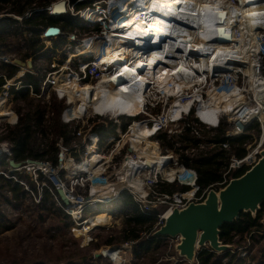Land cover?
I'll list each match as a JSON object with an SVG mask.
<instances>
[{
    "label": "built area",
    "instance_id": "built-area-1",
    "mask_svg": "<svg viewBox=\"0 0 264 264\" xmlns=\"http://www.w3.org/2000/svg\"><path fill=\"white\" fill-rule=\"evenodd\" d=\"M125 1V0H124ZM150 1V0H148ZM198 2H207L210 0H197ZM229 5L233 8V6H241L245 8L247 11L254 9V5H258L257 11L251 13L248 17L249 21H252L251 24L254 27V31L256 32V36L258 39V52L256 54V59L258 62V71L261 75V79L264 78V0H225ZM253 2V4H252ZM256 2V3H255ZM112 3L115 4V7H112ZM123 0H117V2H111L107 3L105 0H103L100 3H95L93 5H89L86 8H83L81 10L74 9L72 13H74L75 17H78L83 23L80 24V27H85L88 31L84 32L86 36H79L77 32H73L69 34V47L71 48V52L69 54V58L64 62V69L63 72L54 71L51 70L49 74L45 77L43 81H41V87L39 93H36L34 91L33 86L31 85H25L23 82V78L25 75L32 74L37 75L34 73L35 66L33 69L26 68L27 73L17 78V76L13 79H8L4 75L0 76L3 77L6 80V84L3 85L0 90L8 89L9 87H13L16 92H19L25 88L30 89V93L34 95V97L37 98H45L46 91L48 88L51 90H54L57 94V97L61 100L67 99V109L64 111L62 115V122L64 125H67L69 129L72 131V137L76 139L77 137H81L83 132V125L85 123V120L88 119L91 116H88L89 109L86 111H83L80 113L79 109L83 105V101L78 97H73V102H70L69 96L67 93H62V91L57 88V84L59 81H66V83L69 82L67 77L61 78L60 75L62 73H67L65 75L68 76H76L79 83L86 84L89 82H101L105 79L106 76H115V73L118 69L117 66L113 65L112 63H106L103 62V57L107 55L106 49L108 47H114V48H123L125 45L128 47V44H126L124 41L127 40V42H131V40H128L127 38L123 37L121 34V31L125 29H114L113 22L119 23L122 20L126 18L128 14H125V11H123L122 4ZM262 4V5H261ZM259 5L260 8H259ZM133 11L141 12L142 17H138L139 19H146V28L147 32H149V37L153 35L151 24L155 20L154 15L158 16L157 14H154L150 12V8H146L143 4H138L135 7H131ZM130 10V9H129ZM48 11L50 14L53 12L51 11V7L48 8ZM132 11V12H133ZM146 13V14H144ZM220 13L221 12H215L213 14V17H216V23H214L212 26H214L212 30V36L215 40L216 44L220 43V31L223 30V28L220 27L222 25V20L220 19ZM232 18L233 20L238 18V15L235 13V11H232ZM2 16L0 15V18ZM156 24V22H155ZM184 22L177 23L176 26L173 28L175 32L184 33ZM122 25V23H121ZM251 25V26H252ZM99 29L96 31L95 29ZM176 28V29H175ZM235 31L233 33V39L240 38V28H236L234 26ZM125 32V31H124ZM177 34V35H179ZM226 34V33H224ZM136 34H133V41L137 43L138 38H136ZM45 38L48 37L45 35ZM149 38L140 39V44H142L141 41H148ZM155 40V39H154ZM183 39H181L182 41ZM180 41V42H181ZM77 42V43H76ZM73 43H76L73 45ZM125 45H124V44ZM224 43V42H222ZM229 43V42H226ZM225 43V44H226ZM225 45L221 51H217L218 54L216 58L219 59V61H222L224 57H226V54L228 52L230 53V50L236 49L238 46H242V44H239L237 46H234L232 44ZM145 45V44H142ZM82 48L83 50L92 51L93 47L102 48L103 51L99 56L95 55V53H89L90 55H81L79 57L71 58L72 54H78L77 52L78 48ZM158 50V49H157ZM162 52V49H159ZM164 50V49H163ZM44 51V50H43ZM43 51L37 53L34 55L31 60H33L34 64H36V60H38V57L43 53ZM147 51H149L147 49ZM157 52L150 51L144 56V58L155 55ZM159 53V52H158ZM97 56V57H95ZM79 59V62H77L76 66L75 60ZM6 59V58H5ZM133 61H136L138 57L136 55L133 56ZM197 59V58H196ZM132 61V62H133ZM5 63L9 64L5 60ZM217 64V63H216ZM73 65V67H72ZM219 65V64H217ZM225 66H229L228 64H224ZM218 73V72H216ZM236 77L234 78L232 75H229L227 79L218 78V77H205L200 76L197 78V82L194 83L192 86L193 88L188 92H182V103H188V102H194L193 107L189 112H183L181 116L171 118L172 113L174 112L175 105L177 103L176 96L169 95L166 93V96H163L161 98L159 92H157L158 88L154 87H143V93L148 90L147 95L143 94V112L137 116H127V115H118L120 118V123H118L117 115L114 118L113 125L117 126V129L115 132L113 131L115 126L109 125L108 121L105 119L107 118V113H97V117L99 118L100 124L102 127L99 131H95L94 127L88 131V135L85 136V140L87 142H90V145L87 147V153L85 154V157L81 161H77L75 158V154L72 152V148H68L64 146V141L60 140V142L57 143V147L59 148V157H58V164L54 165L50 161H37L38 164H32L27 165L23 167L22 169L15 170L8 168L6 171L2 172L0 171V176H4L7 179H13L16 180V182L21 183L19 178H16L17 174L20 171H27V172H35L40 173L43 177H45L47 180H50L54 183L56 192H58L59 189L63 190L67 199L68 197H71L73 200L70 203L67 204L68 207L66 208L65 213L69 215L70 217L74 218L79 222L77 226H86V222L89 218L85 217L86 210L88 208H92L93 204L90 199L92 196L95 188H99V183H96L97 181L100 182L101 175L106 174L108 165L111 162H114L117 156L121 154V151L125 148L127 143H131V146L129 148L130 151H134L133 153H137L132 148V142L126 138V136L129 133H132L133 127L135 125V122L138 121L141 124H146V126H153L154 132L150 135V139L158 142L159 140L157 137L165 132L168 134V139L171 140L172 143H174L175 148L172 150L166 149L167 152H171V159H172V167L178 166L181 171L183 170L184 173H187L186 178L193 177L195 185H189L183 182L182 179L179 177L176 179L171 180L167 175L164 173H161L155 168H147L148 170L147 175L143 176L140 180L142 181L143 188L147 190L146 194L141 193L138 191L134 186L129 184L128 182H122L124 181V174L129 171L128 170V164L129 160H137V161H143V157L139 154H137L135 157L129 155L125 156L124 162L121 163V170L118 172V182L117 183H123L125 185H122L121 191L119 193L120 199L119 201H123V197L125 194L131 196L130 198L138 207L141 214L154 218L156 220V226L155 230H158L161 228L169 216L171 212H173L175 209L183 210L187 208L190 204H201L206 201V199L209 196V193L211 191L219 192L220 190L226 188L230 182L236 178H239L246 174L248 171H250L252 168H254L259 161L261 160V154L264 150V120L257 117H249L246 115V111H252L257 106V103L255 102V94L250 91V77L248 74H241L240 72L235 73ZM198 79L200 81H198ZM12 83V84H11ZM154 88V92H152ZM235 89H238L239 92L246 97L249 98L248 100V106L246 107V110H242L236 114L235 119H230L228 116L221 115L220 120L217 124V126H212L209 124H204L202 119H200L197 115L198 109L202 106L205 101L209 100L210 92L215 94L216 96L223 92L232 93ZM3 93V92H2ZM2 93H0V97H2ZM195 95L198 96V98L195 97ZM9 96V92L3 97ZM76 99V100H75ZM173 99V100H171ZM79 105H76L78 104ZM72 105V106H71ZM162 106V112L158 115L153 114V111L156 110L158 107L160 108ZM249 108V109H248ZM192 113L194 114V118L191 117ZM235 116V115H234ZM142 117V118H141ZM18 117L16 116V125L18 124ZM80 121H82V124L80 125ZM79 122V123H78ZM154 122H159V125L156 126ZM1 123V122H0ZM256 123H259L261 127V135H257L254 133V126ZM225 127V133L224 138L225 141L223 143H216L215 141L210 140V138L215 137L218 133V131ZM120 130L122 132H120ZM127 132V134L125 133ZM124 134L126 136L124 137ZM189 135L190 137H188ZM41 136V135H40ZM244 136L252 137V142L246 145L245 152L246 154L243 157H237L235 155H232L229 158V161L227 165L225 166L224 170L222 171L221 179L208 186L207 188L202 189L198 185V173L192 169L186 167L182 162V156L185 155L190 156L191 158L198 157L201 153L209 150V149H215V148H222V149H229L230 143L233 140L242 138ZM128 141V142H127ZM46 142V140H45ZM111 144H113V147H111ZM163 145L162 143H160ZM90 146H94L97 148V151H99L100 154L103 155L105 158L100 164L101 166V175L97 177L100 173H95V171H89L84 172L81 168H79L78 164L83 163L89 154ZM80 149L81 146L76 145L75 149ZM14 154H13V146L9 142H2L0 143V159L5 160L8 163L13 160ZM102 160V159H101ZM68 164H73V170L76 171L73 175L74 178H69L74 180L71 184V188L61 181L59 178L60 184H56L51 178L54 176H57L59 168L65 167ZM106 164V165H105ZM117 164V163H116ZM148 164V162H147ZM60 166V167H59ZM182 169V170H181ZM78 173H81V175H78ZM195 175V176H194ZM89 176H92L89 178ZM127 178V176H126ZM177 180H179L184 186H186L188 191L185 192H177L174 194H160L157 192L156 188L160 184L168 183L173 184ZM186 180V179H185ZM133 181V180H132ZM91 182L88 187H90V195L84 196L79 195V192H83L82 190L87 187V183ZM23 183V182H22ZM21 183V184H22ZM110 184V183H109ZM23 186H27L26 183L22 184ZM54 188V187H53ZM26 191L29 192L28 188ZM76 194L78 197H76ZM56 195V194H55ZM84 196V197H83ZM57 200L62 204L60 199L55 196ZM57 201V202H58ZM77 209V210H75ZM112 214H118L117 209L112 208ZM122 210V209H121ZM120 210V211H121ZM133 213V209H127L126 210V217L128 214ZM89 231L88 233H90ZM263 234L264 233H259ZM177 242V241H173ZM134 243H126L122 246H115L112 247V249H118L117 255L118 258H112L114 260H110L113 264H119L118 261H122L125 264H129L126 262V260L122 259L120 256L122 254V250L126 248L127 246H133ZM121 249H120V248ZM108 250V249H107ZM245 256H247V253H244ZM181 261V260H180ZM182 262V261H181Z\"/></svg>",
    "mask_w": 264,
    "mask_h": 264
},
{
    "label": "rangeland",
    "instance_id": "rangeland-1",
    "mask_svg": "<svg viewBox=\"0 0 264 264\" xmlns=\"http://www.w3.org/2000/svg\"><path fill=\"white\" fill-rule=\"evenodd\" d=\"M62 1H67L66 10H68V12L74 16L75 14L72 13L73 10L76 9V7H74V4H73L74 0H54L48 8ZM102 1L103 0H88L89 4L87 5H90V4L93 5L95 3H100ZM105 1L108 4L111 2H117V0H105ZM114 5L115 4L113 3V6ZM2 8H3V11L0 14L2 16L0 18V64L5 63V60L7 62H13L14 59L23 60L25 59L23 57H26L28 53H31L32 52L31 48H34L35 46V45L30 44V42L26 40V39H30L34 37L33 36L34 34L24 24V21H23L24 19L30 18L31 14L27 13L25 14V17H20L14 14L9 15L7 11L8 5ZM56 19H60V17ZM82 23L83 22L79 19L78 25ZM52 26L54 25L44 26L42 28L41 33L39 34V37L41 40L40 44L44 45V51L38 57V60H36V64H34L36 65L34 73L37 74L34 76L41 79V81L45 79V77L47 76V74H49V72H51V70L55 69L54 71L63 72L64 64H65L64 62L69 58V54L71 52V48L69 47L70 43L68 41L69 34L62 32L60 33L61 35L59 36L50 37L47 39L45 38V32L47 31L48 28H51ZM75 32H77L79 36H86V34L81 29H77L74 31V33ZM196 38H197V41H199L198 36H196ZM76 43H73V45H75ZM60 46H63V47L61 48ZM102 51H103V47L97 48L96 52L101 53ZM77 52L79 53L72 54L71 58L79 57L81 55H89L88 51L83 50L80 47L77 49ZM99 55L101 54H98L97 56ZM194 59L195 58H193V61L191 60L192 65L198 64L201 58L198 57V60H194ZM77 62H79L78 58L75 60V64H74L75 66ZM21 71L22 72L20 71L18 72L17 74L18 76L22 75L23 73L24 74L27 73L26 69L21 70ZM65 74L67 73H62L60 77L61 78L69 77L68 75H65ZM70 77L77 79V77L75 76H70ZM260 80H261V83L264 84V78L261 79V75H260ZM63 82L66 83V81H63ZM59 83L60 81L57 84L58 85L57 88H59ZM5 84H6V80H5ZM86 84L80 83V87ZM92 84L95 87L99 88L102 86V81L101 82L95 81ZM180 85L182 86L184 84H180ZM185 86L186 85L182 86V92L185 93L191 90L189 88H186ZM179 87L176 86V90ZM3 88L0 90V93L3 92L2 96H5L7 92H9V96H7V102H5L6 104L5 109H8L9 112L14 115V118L2 119V120L0 119V122H1L0 123V143L2 142L10 143V141H8L9 131L10 129L16 126V116L18 117V120L20 118L17 112V108L21 107L23 109V112L25 113L28 110V106L26 105L24 101H20L17 104L16 96H14V94L12 93V91L14 90L13 87H9L8 89H3ZM152 92H154V88ZM155 92H156V88H155ZM56 94L57 93L54 90H51L50 88H48L45 94V98L34 97V95H32L31 93H30V98H32V100L34 101V102L32 101L34 107L37 104H42L47 107L46 110L49 113L47 118L56 119L58 117L59 111L56 109V107L54 108V104L56 101L58 104H61V108H63V110L60 114L59 119L61 123H63L61 118H62L64 111L68 108L67 99L61 100L57 97ZM159 94L161 98H163V96H166L165 91H160ZM245 98L249 100L248 97H245ZM68 100H70V98ZM76 105H79V103ZM205 108H211L214 111L213 115L215 116L211 117V119L214 121L219 119L221 115H224V116L227 115L211 107L207 103V101H205V103L202 104V110H204ZM88 109H89L88 116H91V117L85 120V123L83 125L84 127L82 129V132H83L82 136L77 137L76 139H74L71 136L72 138H71L70 146H67L64 143L65 147L73 149L74 151L72 152L73 154L76 153L75 158L77 161H81L85 157V154L87 153V150H88L87 147L90 145V142H87L85 140V136L88 135V131L92 128V126L93 127L95 126L94 127L95 131H99L102 128L100 127L102 125H98L100 124V122H99V118L97 117V111L94 110L91 106H88ZM162 109H163L162 106H160V108L158 107L156 110L153 111V114H156V115L160 114L162 112ZM252 112L256 113L257 118H261L264 120V102H263L262 107L257 106L255 109L252 110ZM121 113H125L124 115L132 116V117L135 116L132 114H136V113H132L130 109H125V110H121V112H119L118 114L116 113L108 114L107 113L108 115H107V118L105 119L108 121L109 125H112L114 127L115 126L113 125L114 118L116 115H119ZM230 115H231L229 117L230 119L236 118V115L235 116L232 114ZM199 116L205 122H207L208 117H206L205 114L200 115L199 113ZM177 117H179V114L177 115ZM191 117L192 118L195 117L193 113ZM171 118H173V115ZM137 123H140V122L136 121L134 126H136ZM81 124H82V121H80V125ZM115 127L116 128L113 129L114 132L117 129V126ZM125 133L127 134V132ZM126 134H124V137L126 136ZM71 135H72V131H71ZM130 135L131 133H129L126 136V138L128 139L131 138L130 141L132 142V148L137 153H133L134 151L133 152L130 151L129 148L131 146V143L130 142L127 143L125 148L121 151V154L116 157L114 162H111L108 165L105 164L106 167L108 166L109 167L106 171L107 172L106 174L101 175L100 173L101 180L100 182L98 181L96 182V183H99V186H100L99 189L106 188L109 185V183L111 184V183L118 182V176H120L118 175V172L121 170V165H122L121 163L124 162L125 156L131 155L135 157L137 154H139L143 157V161H144L146 159H156L155 157L158 158L161 155H171V152L166 151V149L168 148L165 145H162L165 149L163 150L160 145L158 147V144L151 139H150V143H145L143 144L144 146H142V148L135 149L136 144L133 143L132 136ZM37 136L39 138L38 140H44L42 136L40 135H37ZM249 138H251L250 142H252L253 141L252 137H249ZM54 140H56L58 143L60 142V140H62V138H58L56 135L50 134L49 141H54ZM46 143L47 141L44 142V144ZM76 145L81 146V148L75 149ZM90 147L92 148V146ZM111 147H113V144H111ZM90 149H89V153H90ZM157 150H159L160 153H158ZM58 157H59V154H58ZM95 159L98 160L97 162L98 165L105 159L103 155L100 154L99 151H97V148L95 149V152L93 154L91 155L88 154L86 160H95ZM78 165L80 167V164ZM8 168H9V165H8ZM73 168H75L73 167V164H68L65 167H61L59 168V171L57 173L58 175L52 177L51 179L56 184L58 183L60 184V182L58 181L60 178L61 181H63L70 189L71 188L70 186L74 180L69 179V178H74L72 174L76 172L73 170ZM7 169L1 168L0 171L4 172ZM171 169L180 170V168L176 166L174 168L171 167L167 171H170ZM82 170L84 172L94 171L93 169L91 170L82 169ZM161 173H164V172H161ZM16 174H17L16 178H19L20 176H26L30 182L34 183L36 185V188L39 191V195H35L31 187L27 185V186H24V188L25 189L28 188L29 190L28 193H30V195L28 196V198L24 200L12 199L11 201H13V205L6 204L3 200H1L0 208H1L2 214H4L5 217L4 218L0 217V264H26V263H29V264H37V263L39 264H78L79 262H81V264H113L111 263L110 260H113L112 258H114V256L115 258H118V255L113 254V250L115 249H110V250H107V249L110 247L112 248L115 246H122L125 244V243L116 241L114 245H111V246L107 245V241L111 239V237L114 236V238L116 237L119 238L120 231L122 229V223L126 219L127 208L123 204L124 201H121V200L119 201L120 197L115 200H111V198H109L103 204L102 203H92L93 204L92 208H88L86 210L87 213H85L84 215L85 217L89 218L86 222V226H77L79 222H77V220H75L74 218L70 217L69 215L65 213L68 205L65 203L61 204L55 197L56 192L54 189L56 188L52 181L47 180L40 173L27 172L25 170L20 171L19 173H16ZM78 175H81V173H78ZM100 175H97V177H99ZM178 175H182L181 176L182 178L187 179L186 178L187 173H184L183 170L182 172H179ZM91 177L92 176H89V178ZM14 181L16 182V180ZM90 183L91 182H88L86 184L87 187L82 190L83 192H79V195L81 196L90 195V192H89L90 187H88ZM176 183L179 186H184V184H182L179 180H177ZM44 190H48L50 192L52 196V202H55L56 204L55 209L61 210V212H63L69 218H66L63 215H59V212L55 211V209L52 208L50 205L47 206L48 208L47 210H42L41 208H39V206H41L43 202L42 194ZM76 197H78L77 194H76ZM92 197L93 195L90 197L91 201H92ZM122 197H123L122 200H124L126 197V194L124 196L122 195ZM10 198H11V195H10ZM68 198L70 199V203H74L72 202L73 199L71 197H68ZM112 208L119 210L118 214H112V211H113ZM8 228H11V230H8ZM89 231L91 232L88 233ZM261 233H264V230ZM259 235L264 236L263 234L262 235L259 234ZM150 236L151 234L150 235L143 234L141 242L147 241ZM163 242L164 244L161 249H159L158 251L153 250L150 253H145L143 254L141 258H137L134 253L136 249L135 245L127 246L126 248H124L120 256L122 257L123 260L125 259L126 262L129 264H151L152 258L157 257V256H159V262L157 264H185L183 262L181 263L180 261L181 259H179L176 253V250H175L176 243L170 240H163ZM261 249H264V241H261L259 244H256L248 237L247 240H244V241H241L238 239L235 244V248L233 252L237 253L238 258H241V257L249 258L247 264H257V262L261 260V254H260ZM102 251H105V252L109 251L110 254L108 255L105 254V258H102L100 260H90V256H93L96 253H101ZM244 253H247V256H245ZM217 255L220 257V259H222V261H224V263L227 262V260L223 259L224 254L217 253ZM251 256H254L255 260L251 259ZM82 257H86V261H82L81 260ZM42 262H45V263H42ZM118 262L119 264H125L122 261L121 262L118 261Z\"/></svg>",
    "mask_w": 264,
    "mask_h": 264
},
{
    "label": "bare ground",
    "instance_id": "bare-ground-1",
    "mask_svg": "<svg viewBox=\"0 0 264 264\" xmlns=\"http://www.w3.org/2000/svg\"><path fill=\"white\" fill-rule=\"evenodd\" d=\"M123 2V11L128 15L119 23L113 22V26L114 29H125L121 31V34L123 37L131 40L132 44L125 40L124 42L128 44V47L124 43L125 46L123 48L108 47L106 49L107 55L103 57V62L112 63L118 67L115 76H106L105 79L102 80V86L99 88L95 87L92 84L93 82H89L80 87L78 79H74L70 76L67 77L69 80L68 83H64L63 81L59 83V89L62 93L68 94L71 102H73V97L75 96H78L83 101V105L79 109L80 113L85 110L87 111L88 106H91L97 113L102 114L108 112L118 114L121 110L130 109L132 113L139 115L143 112V94L147 95L148 92L146 89L143 93V87L141 86L147 85V88L151 86L154 88L157 87V92L165 91L169 95H174L176 98L179 97L176 100L177 102H175L177 104L172 113L173 118H175L178 114L180 116L183 112H189L194 103H182V86L186 85V88L192 89V86L197 82V78L200 76H203V78L218 77L227 79L229 75L235 78L236 75L234 74L238 72L249 75L251 81L250 91L256 95V106L262 107L264 102V84L261 83L257 68L258 62L255 57L259 45L255 34L256 32L253 30L254 27L251 24L252 21L248 20L249 15L258 10L257 4L253 6L255 7L254 9L247 11L241 6H233L232 8L228 6L229 4L225 2V0H210L207 2H198L197 0H123ZM140 3L145 6V9L150 8V12L158 15H154L153 19L155 21L151 24V29L153 31L151 32L153 33L151 37H149V32L146 31L147 20L139 19L138 17H142L141 12L133 11L131 8ZM261 5H259V8ZM111 6H113V3ZM113 7H115V5ZM51 9L54 13H61L64 9L66 10V4L57 3L56 5L54 4ZM232 11H235L238 18L233 20ZM215 12H221L220 19L224 22L220 25L223 30L220 31L219 44L215 43L212 36V30L214 28L212 25L216 23V17H213ZM180 22L185 23L184 33H174L175 30L173 28ZM234 26L240 28V38H235V40L232 36L235 31ZM133 34L138 35L136 36V38H138L137 43L133 41ZM196 36H198L199 41H197ZM145 38H149L145 43L141 41L142 44L145 45L138 42L140 39ZM181 39L183 40L181 41ZM231 42H233L232 44L234 46L239 44H242V46L230 50V53L228 52L226 57L221 59L222 61H219V59L216 58L218 54L217 51H221L225 45L231 44ZM147 49H149V51H147ZM159 49H162V52ZM154 50L157 52L155 55L144 58L148 52ZM96 51L97 47H93L90 52L97 55L98 52ZM134 55L138 57L137 61H133ZM198 57L201 58L199 63L192 65L191 60L193 61V58H195L194 60H198ZM12 63H14V61ZM224 64H228L229 66H225ZM24 75L23 73L17 76V78ZM198 81L200 80L198 79ZM180 84L184 85L181 86ZM176 86L179 87L177 90ZM195 97L198 98L197 95H195ZM245 97L246 96L240 94L238 89H235L232 93L223 92L217 96L210 92L207 103L223 114L236 115L238 112L246 110L248 99ZM5 102H7V98L3 96L0 97L1 120L14 118V115L10 113L8 109H5ZM199 113L200 115L204 114L202 112V106L198 109L197 113L200 118ZM245 113L249 117H256V113L252 111H246ZM124 114L125 113H121L119 116ZM136 114L132 115L137 116ZM202 121L204 124L212 126L216 123V121L212 119H208L207 123L203 119ZM154 124L158 126L159 122H154ZM153 132V126L137 123L130 135L132 136L133 143L136 144L135 149L142 148L145 143H150V135L153 134ZM129 140H131V138H129ZM156 143L159 144L158 142ZM95 149L96 147L92 146L89 154H93ZM155 158L156 159H146L142 162L130 159L128 161L129 171L124 174V181L122 182H128L138 191L146 194L147 190L143 188L140 179L147 175L148 170L146 169L148 167L151 169L155 168V170L159 172H166L165 175L171 180L178 177L182 180L184 179L181 177L182 175H178L181 171L175 169L167 171L172 167L171 155H161ZM97 162V159L86 160L80 164V167L81 169H93L95 173H100L102 169ZM184 181L185 180H183V182ZM186 184L194 186L193 177L191 182ZM122 185L125 184L119 182L111 183L104 189L95 188L92 194V203L103 204L109 198H111V200L119 198ZM117 252L118 249L113 250V254L116 255ZM101 253L104 256L105 254H110L109 251H102Z\"/></svg>",
    "mask_w": 264,
    "mask_h": 264
},
{
    "label": "trees",
    "instance_id": "trees-1",
    "mask_svg": "<svg viewBox=\"0 0 264 264\" xmlns=\"http://www.w3.org/2000/svg\"><path fill=\"white\" fill-rule=\"evenodd\" d=\"M54 0H0V14L3 11L2 7L8 5V14L9 15H17L20 17H25V14H31L30 18L24 19V24L33 32V36L30 39H26L30 44L35 45L34 48H31L32 52L28 53L26 57H23L27 60L32 58L37 53L44 50V45L40 44L41 40L39 34L42 31V28L47 25H54L52 27H58L61 30V33L70 34V32H74L77 29L83 30V32L88 31L85 27H80L78 25L79 19L69 12L63 16H55L56 18L60 17V19H56L53 15H51L48 11V7ZM74 7L76 10H81L86 8L88 0H74ZM91 5V4H90ZM49 13V14H48ZM50 15V16H48ZM14 17V16H12ZM34 17V18H33ZM98 31L99 29H95ZM61 35V34H60ZM61 48L63 46H60ZM29 57V58H28ZM21 72L20 68H17L10 64H0V76L4 75L6 78L13 79L16 77L18 72ZM18 76V75H17ZM23 82L25 85H31L34 88L36 93H39L41 87V79L37 78L32 74H26L23 78ZM5 84V79L3 77L0 78V88ZM14 96H16L17 104L20 101H24L28 106L27 112H23V109L17 108V112L20 116L18 124L10 129L9 131V140L13 146V160L16 162H23L29 159L36 161H50L54 165L58 164V154L59 149L57 148V141H49V135H56L58 138H62L64 143L67 146L71 145V130L67 125H64L60 121V114L63 110L61 108V104H58L57 101L54 104V108L59 111L58 117L47 118L49 113L46 110V106L42 104H37L35 107L32 103V98H30V89L25 88L19 92L12 91ZM55 95V93H54ZM34 102V101H33ZM26 111V110H25ZM207 119H211L214 114V111L211 108H205L202 110ZM230 117L231 115H225ZM118 123H120V119H117ZM220 118L216 120V125L219 122ZM207 123V122H206ZM215 125V126H216ZM254 132L257 135H261V127L259 123H256L254 126ZM120 132H122L120 130ZM225 127L221 128L215 137L210 138V140L215 141L216 143H223L225 141L224 138ZM41 135L44 140H38V136ZM190 137L189 135H187ZM160 143L165 145L169 150L175 148L174 143L168 139L167 132L159 135L157 137ZM249 136H244L242 138L231 141L229 149H222L220 147L215 149H209L203 153H201L196 158H191L190 156H182L181 162L188 168L194 169L198 173V185L204 189L208 186L218 182L221 179L222 171L227 165L229 158L232 155L237 157H243L245 152V147L248 143H250ZM45 140L47 141L44 144ZM163 150L164 147L161 144ZM160 153L159 150H157ZM9 163L0 159V170L1 168L7 169ZM22 182L29 185L35 195H39V191L36 188V185L29 181L26 176L19 177ZM191 178H187L184 182L190 183ZM189 188L186 186H179L176 182L174 184H160L156 188L157 192L160 194H174L177 192H185L188 191ZM56 192V191H55ZM11 198H10V195ZM30 193L26 191L24 186L15 182L13 179H7L4 176H0V202L3 200L6 204L13 205L14 200H24L28 198ZM34 195V196H35ZM56 196L60 199V201L64 204L58 192H56ZM42 204L39 206L42 210H47V206L50 205L52 208H56L55 202H52V196L48 190H44L42 194ZM123 204L125 207L132 208L133 213L128 214L124 222L122 223V229L120 231L119 238L111 237L107 241V245L111 246L118 242L122 243H131L133 242L136 249L134 251L137 258H141L143 254L150 253L153 250H159L163 247V239H154L152 238V234L154 233L156 220L151 217H147L139 211L138 207L134 204L132 199L126 195L123 200ZM50 203V204H49ZM40 205V204H39ZM55 211L59 212V215H63L66 218H69L65 215L61 210L55 209ZM0 217L4 218V214L1 212L0 208ZM264 217V206L262 210L258 213L257 218H253L250 214H242L241 217L234 224H227L222 228L221 232V240L225 244H236L237 240H247L249 237L254 243L259 244L261 241H264V236H260L259 233L263 232L264 227L261 223ZM43 218V216H42ZM11 230V228H8ZM143 234H147L151 236L147 241H142ZM261 260L257 262V264H264V249L260 250ZM217 253L212 252L211 250H203L198 256V264H247L249 258H238L237 253L228 252L224 254L223 259L227 260L226 263L220 259ZM251 259L255 260L254 256H251ZM82 261H86V257L81 258ZM159 262V256L152 258L151 264H157ZM185 264L188 262L182 261ZM181 262V263H182ZM45 263V262H42ZM86 263V262H85ZM29 264V263H26ZM39 264V263H37ZM78 264H81L79 262Z\"/></svg>",
    "mask_w": 264,
    "mask_h": 264
},
{
    "label": "water",
    "instance_id": "water-1",
    "mask_svg": "<svg viewBox=\"0 0 264 264\" xmlns=\"http://www.w3.org/2000/svg\"><path fill=\"white\" fill-rule=\"evenodd\" d=\"M66 4L67 1L58 4ZM59 6V5H57ZM56 6V7H57ZM67 9V8H66ZM55 16L64 14L54 13ZM58 27L49 28L46 32L48 38L60 35ZM9 62L20 69H33V60L14 59ZM38 164L36 160L16 162L11 160L9 168L19 170L27 165ZM58 194L65 204L69 201L63 190ZM264 206V150L259 163L243 176L236 178L219 192L211 191L205 202L190 204L183 210L175 209L167 217L165 224L156 230L152 237L175 242L176 253L181 261L190 264H198V256L203 250H211L214 253L226 254L233 252L235 244H225L221 240L222 228L227 224H234L242 214H250L257 218ZM264 227V217L261 221ZM112 249L111 247L108 250ZM105 258L102 253L90 256V260Z\"/></svg>",
    "mask_w": 264,
    "mask_h": 264
}]
</instances>
